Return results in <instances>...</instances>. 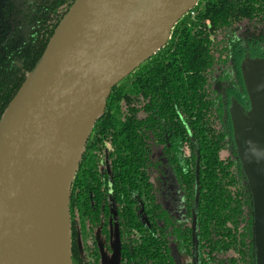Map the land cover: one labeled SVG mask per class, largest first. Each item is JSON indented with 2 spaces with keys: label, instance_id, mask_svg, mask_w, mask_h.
<instances>
[{
  "label": "trees",
  "instance_id": "obj_1",
  "mask_svg": "<svg viewBox=\"0 0 264 264\" xmlns=\"http://www.w3.org/2000/svg\"><path fill=\"white\" fill-rule=\"evenodd\" d=\"M75 1H6L0 119ZM245 54L264 57V0H197L168 40L112 87L70 188L72 264H103L113 242L118 264H192L196 188L199 264H255L229 114L232 98L248 108ZM165 167L182 193V220L161 200Z\"/></svg>",
  "mask_w": 264,
  "mask_h": 264
},
{
  "label": "water",
  "instance_id": "obj_2",
  "mask_svg": "<svg viewBox=\"0 0 264 264\" xmlns=\"http://www.w3.org/2000/svg\"><path fill=\"white\" fill-rule=\"evenodd\" d=\"M7 0H0V20ZM197 0H76L0 119V264H41L65 221L70 188L92 126L112 87L169 38ZM248 108L229 105L249 192L255 264H264V57L241 61ZM192 209V264H199Z\"/></svg>",
  "mask_w": 264,
  "mask_h": 264
},
{
  "label": "rangeland",
  "instance_id": "obj_3",
  "mask_svg": "<svg viewBox=\"0 0 264 264\" xmlns=\"http://www.w3.org/2000/svg\"><path fill=\"white\" fill-rule=\"evenodd\" d=\"M153 183L159 187L158 180L152 177ZM163 185L161 190V200L178 220L184 219L183 198L177 181L170 168H163V175L160 180ZM189 261L187 257L182 258V263ZM103 264H118L117 244L113 242V250L105 254Z\"/></svg>",
  "mask_w": 264,
  "mask_h": 264
},
{
  "label": "bare ground",
  "instance_id": "obj_4",
  "mask_svg": "<svg viewBox=\"0 0 264 264\" xmlns=\"http://www.w3.org/2000/svg\"><path fill=\"white\" fill-rule=\"evenodd\" d=\"M65 227V221L56 226L51 238L45 245L41 264H68Z\"/></svg>",
  "mask_w": 264,
  "mask_h": 264
},
{
  "label": "flooded vegetation",
  "instance_id": "obj_5",
  "mask_svg": "<svg viewBox=\"0 0 264 264\" xmlns=\"http://www.w3.org/2000/svg\"><path fill=\"white\" fill-rule=\"evenodd\" d=\"M3 8H4V7H3ZM0 21H2V22H3V21H5V19H4V13H3V19H2V20H0Z\"/></svg>",
  "mask_w": 264,
  "mask_h": 264
},
{
  "label": "built area",
  "instance_id": "obj_6",
  "mask_svg": "<svg viewBox=\"0 0 264 264\" xmlns=\"http://www.w3.org/2000/svg\"><path fill=\"white\" fill-rule=\"evenodd\" d=\"M191 13L193 14V11H191Z\"/></svg>",
  "mask_w": 264,
  "mask_h": 264
}]
</instances>
